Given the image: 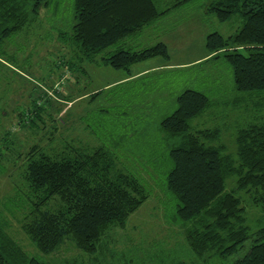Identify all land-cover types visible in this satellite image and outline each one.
<instances>
[{"label":"trees","instance_id":"obj_1","mask_svg":"<svg viewBox=\"0 0 264 264\" xmlns=\"http://www.w3.org/2000/svg\"><path fill=\"white\" fill-rule=\"evenodd\" d=\"M51 1L0 0V57L5 54L3 42L37 22ZM194 1L75 0L72 32L59 33L57 40L68 47L60 65L64 74L74 85L88 66L97 65L125 71L129 81L150 73L139 77L132 73L141 62L162 58L165 63L158 69L170 66L164 41L141 48L135 38ZM205 9L221 22L236 14L244 19L234 34L207 35L206 55H212L208 58L222 56L231 65L238 93L264 91V0H210ZM100 94L94 91L88 98ZM70 102L74 104L75 98L65 91L52 95L44 90L33 110L20 115L19 127L33 134L35 142L17 154L25 158L17 193L0 201V264H49L24 250L10 232L12 224L43 254L59 252L67 239L93 254L103 249L108 233L125 228L148 199L147 188L124 169L126 162L114 149L130 136L118 135L120 141L111 144L114 132L100 136L84 124L83 115L71 114L72 106L63 112ZM176 104L160 122L162 135L172 140L165 189L177 200L176 216L196 257L169 264H264V119L240 128L236 150L228 152L220 128L191 129V120L212 106L207 94L185 89ZM75 128L80 130L77 135ZM80 135L87 137L82 141ZM18 140L2 134L0 163ZM245 194L261 209L254 220L247 215Z\"/></svg>","mask_w":264,"mask_h":264},{"label":"rangeland","instance_id":"obj_2","mask_svg":"<svg viewBox=\"0 0 264 264\" xmlns=\"http://www.w3.org/2000/svg\"><path fill=\"white\" fill-rule=\"evenodd\" d=\"M74 2L52 0L48 9H42L37 22L1 45L5 54L0 57V137L8 132L11 138L19 140L17 147L0 163V201L4 197L13 199L17 193L25 163L24 156L17 154L35 142L33 134H25L19 127L20 115L33 110L38 93L44 90L52 95L55 91L72 95L74 104L68 103L63 112L72 106L71 114L77 118L83 115L84 124L90 125L100 136L114 132L116 136L109 140L111 144L116 139L120 141L118 135L130 136L114 149L126 162L124 169L141 180L149 196L129 217L126 227L110 231L102 242L103 249L93 254L83 252L67 239L59 252L46 255L36 249L16 224H12L10 232L30 256L49 264L194 261L196 256L188 247L181 221L176 216L177 200L165 189L172 168L169 157L172 140L162 135L160 122L176 109V97L185 89L204 92L212 100L207 113L191 120V129L220 128V140L228 147V152L236 150L235 137L240 128L264 119V91L238 93L233 69L222 56L210 59L209 54L202 59L208 34H234L242 27L244 19L236 14L229 21L221 22L206 12L210 0H195L145 28L135 38L141 48L164 41L171 56L170 66L128 81L125 71L90 65L82 80L73 85L74 81L69 80L64 67L60 66L68 47L60 41L61 46L57 40L59 33L72 32ZM164 63L162 58H153L133 66L132 73ZM94 91L101 94L89 99L88 95ZM74 130L75 135L80 131ZM86 137L80 135L82 141ZM248 199L245 194L247 215L254 220L261 209L252 206ZM12 203L13 210L19 212V206Z\"/></svg>","mask_w":264,"mask_h":264},{"label":"crops","instance_id":"obj_3","mask_svg":"<svg viewBox=\"0 0 264 264\" xmlns=\"http://www.w3.org/2000/svg\"><path fill=\"white\" fill-rule=\"evenodd\" d=\"M207 52L202 56V59H204V57H206L207 55ZM199 60V59H198ZM159 67H161V64H159V66H157V67H151V68H146V69H144V70H138L136 73H135V75H141V74H144V73H149V72H151V71H153V70H155V69H158ZM147 73V74H148ZM134 74V73H133ZM122 82H125V81H122Z\"/></svg>","mask_w":264,"mask_h":264}]
</instances>
